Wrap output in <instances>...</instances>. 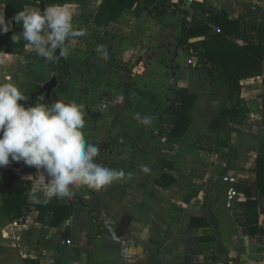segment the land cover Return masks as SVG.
Returning <instances> with one entry per match:
<instances>
[{"label": "crops", "instance_id": "obj_1", "mask_svg": "<svg viewBox=\"0 0 264 264\" xmlns=\"http://www.w3.org/2000/svg\"><path fill=\"white\" fill-rule=\"evenodd\" d=\"M109 1H93L88 15L92 29L107 33L116 27L126 29L124 20L131 24L140 20L143 29L139 33L134 29L129 34L134 40L126 41L133 44V49L136 41L142 40L144 46L157 43L150 48L155 51L154 56L150 51L143 59V80L148 83L144 86L148 94L153 82L170 88L164 94L167 104L162 109L160 127L151 135L159 150L153 158L150 150H138L148 147L149 140L113 142L112 145L127 150L112 160L117 162L113 169L122 171L123 177L95 190L90 197L76 194L107 215L111 219L108 225L75 200L70 208L67 197L62 198L70 208L67 219L51 224L52 212H48L41 221L35 205L42 192L33 195L30 191L28 207L19 220L6 219L0 213V264H214L218 259L215 253L225 254V261L218 264H264V191L257 187L255 178L256 155L264 153V55L261 75L240 81L239 116L219 121L221 111L233 109L236 100H230L229 85L219 81L216 66L207 63L202 44L204 38L222 34L190 38L187 52L178 47L183 20L175 8L171 6L165 15L154 16L139 3L125 9L116 22L96 25L93 17L98 6ZM155 1L159 8L177 4L190 9L192 26L208 24L214 28L217 14L225 11L229 17L239 19L238 32L229 38L243 46L260 44L264 50V0ZM90 3L91 0H51L45 7L60 5L71 9L76 4L82 12ZM26 8L40 6L27 4ZM4 9L0 0V13ZM127 30L131 31L129 27ZM0 58L4 60L0 64V84L7 83L9 77L22 88L34 85L36 71L22 66L36 61L32 52L17 55L0 51ZM9 69L19 75L9 76ZM184 93L195 96L192 121L181 136H176L171 131ZM143 98L142 112L150 115V101L146 102V94ZM138 152L142 153V160ZM137 163L143 166L145 179L144 189L139 191L132 187L137 175L130 168ZM1 170L30 180L32 187L36 182V168L23 161L12 162ZM215 176L231 177L233 182L230 188L225 183L212 188L207 219L203 212L206 197L202 202L198 195L204 181ZM97 200L101 202L100 208L92 205ZM203 219L208 226L201 225Z\"/></svg>", "mask_w": 264, "mask_h": 264}, {"label": "clouds", "instance_id": "obj_2", "mask_svg": "<svg viewBox=\"0 0 264 264\" xmlns=\"http://www.w3.org/2000/svg\"><path fill=\"white\" fill-rule=\"evenodd\" d=\"M13 20L22 31L11 36L12 42L18 45L22 39L31 52L46 62L69 57L71 42L87 34L74 27L73 12L60 5L43 10L26 8L7 21L4 12L0 13V34L10 31ZM95 51L102 59L109 58L105 46L98 45ZM3 63L0 58V64ZM27 100L26 88L13 82L0 84V167L21 161L35 167L36 182L31 193L42 192L37 203L47 204L53 197H69L73 187L83 185L99 191L123 177L122 171L96 162L100 149L84 136L83 104L57 99L51 104L34 103L25 107L21 102ZM143 123L150 120L145 118Z\"/></svg>", "mask_w": 264, "mask_h": 264}, {"label": "rangeland", "instance_id": "obj_3", "mask_svg": "<svg viewBox=\"0 0 264 264\" xmlns=\"http://www.w3.org/2000/svg\"><path fill=\"white\" fill-rule=\"evenodd\" d=\"M93 1L91 0V5L88 4V8L84 7L82 12L78 11L80 7H76V4H73L69 9L73 12L74 27L85 30L87 34L71 42V55L66 60L60 61L58 59L55 62H46L32 52L36 61L23 63L24 68L25 66L31 68L36 73H33L34 85L26 88L28 100L22 103L27 107L31 93L38 90L52 76H55L58 85L52 91L51 102L54 103L57 99H62L65 102L75 101L85 106L84 136L88 142L99 146L100 155L96 158V162L113 169V164L117 163L112 161L113 157L115 158L118 153L123 154L124 151H127L126 147L112 145L119 139L149 140L151 143L148 147L142 146L138 150L145 153L144 149L146 148L147 151L150 150L152 154L154 153L153 158H155L157 154L155 151L159 150V147L155 144L156 141H152L151 135H154L160 127L162 109L167 104V98L164 94L170 88L166 89L165 84L153 82L150 83V94L147 91L144 92V86L147 87L148 83H144L143 80L145 67L143 59L149 56L150 51L154 56L155 51L150 50V48L151 46L155 48L157 43L146 45L147 50L142 40L136 41L134 49L133 44L126 41L130 38L134 40V37L129 34H132L134 29L139 33V30L143 29V22L136 20L131 24L124 20L126 29L116 27L107 33L92 29L88 23V15L93 9L91 7L94 5ZM128 27L131 31L127 30ZM98 45L106 47L109 53L107 60L102 59L95 51ZM56 51L58 52V49ZM16 72L9 69L8 75H19ZM155 73L158 74L159 71ZM7 80L13 82L9 77ZM145 94L148 97L146 102L149 100L151 104L152 112L150 115H144L142 112ZM39 98L43 99L44 95ZM145 118H148L150 123H143ZM132 125H135V129ZM128 127H130L129 131ZM105 144L110 147H105ZM152 144L153 146H151ZM139 156H142V153H139ZM142 158L143 156L141 160ZM135 160L137 161V158ZM120 164L122 165V163ZM130 168L137 175L132 187H136V191L144 189L143 166L137 163L130 165ZM207 182L208 179L200 186L198 198L202 199V202L206 197ZM71 191L84 198L90 197L95 192L86 185L73 187ZM100 203V200H97L95 205H92L94 208H100Z\"/></svg>", "mask_w": 264, "mask_h": 264}, {"label": "trees", "instance_id": "obj_4", "mask_svg": "<svg viewBox=\"0 0 264 264\" xmlns=\"http://www.w3.org/2000/svg\"><path fill=\"white\" fill-rule=\"evenodd\" d=\"M44 4H48L51 0H42ZM61 3L63 0H56ZM5 4V19L10 20L18 11L24 10L25 5L32 4L38 6L36 2L27 0H3ZM140 4L142 9L154 16H163L167 13V9L171 6L179 13L183 20L182 32L178 39V47L189 52L187 47L188 40L193 37L206 36L220 32L222 35L218 37L204 38L202 48L205 51L206 61L208 64L215 65L218 73L219 81L229 85V98L236 100L233 109H223L221 117L217 120H227L229 116L237 117V104L240 95V81L244 78L256 77L262 73V59L264 50L260 44L255 45H239L235 43L230 35L238 32L237 18L229 17V13L221 11L216 17V27L208 24L192 26L189 22L191 10L181 7L177 4H164L160 8L156 5L155 0H119L114 2L110 0L107 3H100L93 22L96 25H108L110 22H116L125 9H131L136 4ZM2 12V13H3ZM22 31L20 25L12 21V28L9 32L0 34V51L27 55V43L21 39L18 45H15L11 36L14 33ZM59 54V49L58 52ZM66 58H60V61ZM195 96L184 93L181 97L180 110L174 127L171 131L173 135L181 136L189 127L192 121V106ZM47 103L45 99L35 96L33 103ZM214 126V124H213ZM255 178L257 187L264 191V153H258L255 160ZM32 188L30 180H22L16 174L9 170L0 171V195L1 216L9 220H19L23 211L27 209V196ZM39 196L38 198H41ZM37 198V199H38ZM38 219L43 220L48 212H52L51 224H57L59 221L67 219L70 215L69 204L62 198L53 197L47 204L37 203ZM208 222L203 219L202 226H208Z\"/></svg>", "mask_w": 264, "mask_h": 264}, {"label": "water", "instance_id": "obj_5", "mask_svg": "<svg viewBox=\"0 0 264 264\" xmlns=\"http://www.w3.org/2000/svg\"><path fill=\"white\" fill-rule=\"evenodd\" d=\"M35 1H36V3L39 4L41 10H43L45 8V4L43 3L42 0H35ZM57 83L58 82H57L56 77L52 76L50 78V80L45 82L38 90L31 93V95L29 97V101H28V106L32 105L33 99L35 96L40 97L42 95H44L43 99H45L47 101V103L51 104L52 102L50 100V93H51L52 89L57 86ZM232 182H233V178L227 177V176H225V177L215 176L209 180L207 187H206V203H205V207L203 210L207 219L209 217V208L211 206V200H212V188L215 187L218 183H225V186L230 188ZM73 200L77 201L82 206L89 209L93 215L99 216V218H101L106 225H108L111 222V219L107 215H105L101 210L93 209L91 205L84 203L78 195H76L72 192H71V195L69 197H67V202L70 204V208H71V203ZM226 201L227 202L229 201V197L226 199ZM215 256L218 259H217V261L214 262V264H218V263L225 261V254L215 253Z\"/></svg>", "mask_w": 264, "mask_h": 264}]
</instances>
